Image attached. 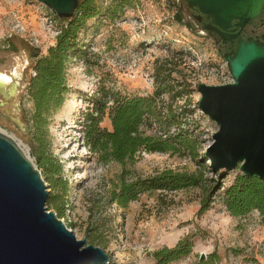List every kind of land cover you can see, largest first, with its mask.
I'll list each match as a JSON object with an SVG mask.
<instances>
[{
	"label": "rangeland",
	"instance_id": "rangeland-1",
	"mask_svg": "<svg viewBox=\"0 0 264 264\" xmlns=\"http://www.w3.org/2000/svg\"><path fill=\"white\" fill-rule=\"evenodd\" d=\"M19 1L34 18L31 8L37 0ZM13 4V0H0V28L6 26ZM175 10L182 14V21L174 19ZM262 21L260 31L264 30V12ZM255 23L259 20L254 18ZM93 31L90 29L87 37L93 51L90 59L95 63L86 67L82 59L71 61L66 74L69 90L62 105L50 115L47 126V151L62 164V175L69 183V200L58 217L77 238L88 241L87 233L94 229L104 239L103 247L110 258L120 264H149L155 248L171 245L187 233L193 240L191 251L167 264H195L201 252L207 258L213 251L218 264H264V227L258 210L235 216L221 201L223 187L231 182L238 167L221 170L225 175L221 177L223 186L201 212L198 208L204 192L198 185L145 190L122 207L109 198V190L119 181L121 172L128 178L165 168L194 171L198 166L195 157L187 149L140 150L133 162L122 164L98 159L83 141L80 119L91 107V97L99 83L103 81L122 93H151L155 62L167 57L181 69L173 74L190 83L188 105L193 111L183 115L184 125L189 124L197 135L195 151L199 154L205 150L217 124L199 109L196 102L200 94L194 85L200 81L217 83L224 59L205 29L197 24L186 0H137L122 17L111 23L102 20ZM54 40L55 35H48L35 45L13 35L8 45L0 44V72L12 75V79L0 83V130L9 134L36 166L37 149L29 120L32 101L26 85L34 53L46 52ZM15 66L17 74L13 73ZM100 125L111 128L107 112ZM146 130L155 131L148 127ZM37 168L48 192H52L43 168ZM215 175L204 171V176ZM47 207L54 210L49 204Z\"/></svg>",
	"mask_w": 264,
	"mask_h": 264
},
{
	"label": "trees",
	"instance_id": "trees-1",
	"mask_svg": "<svg viewBox=\"0 0 264 264\" xmlns=\"http://www.w3.org/2000/svg\"><path fill=\"white\" fill-rule=\"evenodd\" d=\"M137 0H79L74 13L69 17H58L59 30L55 40L48 45L46 52L34 53L32 74L26 85L32 101L29 115L33 140L36 144L37 166L43 168L46 180L52 186L46 204L51 205L57 216H61L68 202L69 183L62 175V164L47 151V126L50 115L62 105L69 90L66 74L71 61L82 59L86 67L95 63L90 59L93 51L87 33L95 32L102 20L110 23L119 19L125 10ZM173 17L182 21V14L175 10ZM186 23V22H185ZM180 72L177 63L165 57L157 60L154 66V89L151 93L125 92L99 83L92 95V105L87 108L80 124L84 144L102 161L113 160L119 163L133 162L140 150L189 152L195 157L197 168L194 171L165 168L151 175L125 177L121 172L109 190V198L118 206H126L145 190H176L188 186L203 189L198 212L207 209L215 192L223 186L221 170L215 171L206 159L205 151H195L196 137L190 125H184L183 115L189 107L188 92L190 83L173 72ZM183 99L182 102L180 100ZM197 103V102H196ZM197 105V104H195ZM193 105L194 107H196ZM108 113L111 128L100 125L102 117ZM155 129L148 132L146 128ZM236 168V167H235ZM208 170L216 177L204 176ZM221 201L225 209L235 216L247 214L257 209L264 227V179L255 173H244L240 169L230 183L223 187ZM89 229V242L103 247L104 239ZM193 246L190 234L179 237L171 245H162L152 251L153 261L149 264H167L187 255ZM88 264H120L110 257L107 262ZM133 264V263H125ZM195 264H218L216 253L210 252L207 258Z\"/></svg>",
	"mask_w": 264,
	"mask_h": 264
},
{
	"label": "water",
	"instance_id": "water-1",
	"mask_svg": "<svg viewBox=\"0 0 264 264\" xmlns=\"http://www.w3.org/2000/svg\"><path fill=\"white\" fill-rule=\"evenodd\" d=\"M58 17L71 16L79 0H37ZM212 19L227 38L235 19L242 27L258 16L264 0H186ZM207 27V26H206ZM232 80L200 81L197 104L217 128L205 146L212 170L238 167L264 179V44L239 39L234 52L222 54ZM1 82V80H0ZM48 188L40 170L17 142L0 130V264H88L107 262L99 244L77 238L56 212L48 209ZM205 257L201 252L199 259Z\"/></svg>",
	"mask_w": 264,
	"mask_h": 264
},
{
	"label": "built area",
	"instance_id": "built-area-1",
	"mask_svg": "<svg viewBox=\"0 0 264 264\" xmlns=\"http://www.w3.org/2000/svg\"><path fill=\"white\" fill-rule=\"evenodd\" d=\"M10 7V18L4 28H0V44L8 45L13 35H18L31 44L39 45L48 35H55L59 30V20L44 4L39 1L33 3L32 12L34 18L28 12L29 9L22 6L19 0H13ZM37 23H36V22ZM217 83L232 80L226 61L223 60L222 68L218 73ZM196 86V85H194Z\"/></svg>",
	"mask_w": 264,
	"mask_h": 264
},
{
	"label": "flooded vegetation",
	"instance_id": "flooded-vegetation-1",
	"mask_svg": "<svg viewBox=\"0 0 264 264\" xmlns=\"http://www.w3.org/2000/svg\"><path fill=\"white\" fill-rule=\"evenodd\" d=\"M188 9L196 19L197 24L201 26L203 29H205L206 35L212 39L217 51L220 54L226 52H234L238 46L240 38L245 40L252 38L264 44V30L263 31L259 30V25L261 26L263 24L262 19L264 12V4L258 16L255 17V19L259 20L258 24L256 23L253 24L254 18L251 19L250 22L246 23L242 27L238 26L235 23L236 21L235 19L231 21V24L225 30L226 35L227 33L230 32L239 31V33L236 36L231 38L225 37L216 28H214L212 26L211 17L208 16L206 13L201 12L196 6H188Z\"/></svg>",
	"mask_w": 264,
	"mask_h": 264
},
{
	"label": "bare ground",
	"instance_id": "bare-ground-1",
	"mask_svg": "<svg viewBox=\"0 0 264 264\" xmlns=\"http://www.w3.org/2000/svg\"><path fill=\"white\" fill-rule=\"evenodd\" d=\"M13 73L14 74L18 73L17 66L14 67ZM10 79H12V75L11 74L5 73V72H0V80L1 81H9ZM0 83H2V82H0Z\"/></svg>",
	"mask_w": 264,
	"mask_h": 264
}]
</instances>
